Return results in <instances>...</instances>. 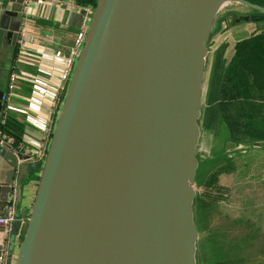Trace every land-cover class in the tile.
I'll return each instance as SVG.
<instances>
[{
	"label": "water",
	"instance_id": "water-1",
	"mask_svg": "<svg viewBox=\"0 0 264 264\" xmlns=\"http://www.w3.org/2000/svg\"><path fill=\"white\" fill-rule=\"evenodd\" d=\"M24 1L0 0V46H15ZM219 1L96 0L9 264H195L201 86ZM26 159L0 133L1 198L16 179L17 207Z\"/></svg>",
	"mask_w": 264,
	"mask_h": 264
},
{
	"label": "rangeland",
	"instance_id": "rangeland-1",
	"mask_svg": "<svg viewBox=\"0 0 264 264\" xmlns=\"http://www.w3.org/2000/svg\"><path fill=\"white\" fill-rule=\"evenodd\" d=\"M262 8L230 0L219 7L208 40L193 192L195 264L264 250V89L251 77L244 99L229 73L235 45L244 40L234 34L247 16H258L253 21L264 30Z\"/></svg>",
	"mask_w": 264,
	"mask_h": 264
},
{
	"label": "crops",
	"instance_id": "crops-1",
	"mask_svg": "<svg viewBox=\"0 0 264 264\" xmlns=\"http://www.w3.org/2000/svg\"><path fill=\"white\" fill-rule=\"evenodd\" d=\"M16 1L10 5L16 4ZM64 1L79 7L73 8L52 0H25L22 3V17L15 46H0V53L5 54L0 62V84L10 92V98L4 102L0 115V133L2 139L14 147L23 142L36 148L42 142L46 128H53L56 122L61 107L57 97L61 94L60 88L69 81L76 60L72 56V49L83 34L84 8L92 9L95 6L92 3H80L78 0ZM249 17H246L247 26L238 29L234 34L237 38L235 40L254 36L261 31L258 29L262 27L261 22H254L261 19ZM12 70L16 74L13 81ZM19 151L27 158L30 156L28 150ZM20 162L30 165L21 191V202L18 204V217L24 218L32 206L41 166L35 164L34 167L29 159ZM6 171V163L0 160V182ZM15 176H18V172ZM1 196H4L2 192L0 211H4L7 202ZM8 196L9 194L7 200ZM22 237L23 229H20L13 239V255L17 253ZM4 239V231L0 226V249ZM213 264H264V250L247 257L217 259Z\"/></svg>",
	"mask_w": 264,
	"mask_h": 264
},
{
	"label": "built area",
	"instance_id": "built-area-1",
	"mask_svg": "<svg viewBox=\"0 0 264 264\" xmlns=\"http://www.w3.org/2000/svg\"><path fill=\"white\" fill-rule=\"evenodd\" d=\"M52 1L57 2V3H62L64 5H71L73 6V8L79 7L73 3L65 2L64 0H52ZM84 12H85V17H84V23H83V34L79 42H77L74 48L72 49L73 50L72 56L76 58L81 50V47L83 44V38L85 36L86 30L88 27V21L93 12V8L92 9L84 8ZM15 77H16L15 70H12L11 80L13 81ZM66 87L67 85H64L60 88L61 94L57 97V102H59L60 104H62L63 102ZM8 88L9 89L11 88V84L8 85ZM9 98H10V92L6 91L4 96H2V99L6 102V100H8ZM52 132H53V128H46L45 136L43 137L42 142L39 145L35 146L36 148L28 146L27 144L23 142L19 143L17 147H14L7 140H3L2 136H1V141L6 142L8 145H10L11 147H13L14 149L18 151L28 150L30 153V156H28L27 159H29L31 163L39 164L41 166L46 156V153H47V148H48L51 136H52ZM17 210H18V207H17V197H16V183L14 181L11 185V191L9 193L8 200L5 206V210H4L5 212L3 214H0V226L3 228L4 235H5L4 242L0 249V264H9L10 250H11V244H12L11 231H12L13 222L15 220H20L21 223H24L26 222V219H27L26 217L24 218L18 217Z\"/></svg>",
	"mask_w": 264,
	"mask_h": 264
},
{
	"label": "trees",
	"instance_id": "trees-1",
	"mask_svg": "<svg viewBox=\"0 0 264 264\" xmlns=\"http://www.w3.org/2000/svg\"><path fill=\"white\" fill-rule=\"evenodd\" d=\"M80 3L96 4V0H78ZM252 4L264 7V0H246ZM5 56L0 53V62ZM5 60H8L6 55ZM5 60H3L5 62ZM3 66V63H2ZM234 85L239 94L248 99L249 87L251 86V77L257 87L264 89V30L256 35L241 40L235 45V53L229 67Z\"/></svg>",
	"mask_w": 264,
	"mask_h": 264
},
{
	"label": "bare ground",
	"instance_id": "bare-ground-1",
	"mask_svg": "<svg viewBox=\"0 0 264 264\" xmlns=\"http://www.w3.org/2000/svg\"><path fill=\"white\" fill-rule=\"evenodd\" d=\"M230 0H220L219 1V7H221L222 5L224 6L225 4H227ZM33 264H39V260H38V256H36Z\"/></svg>",
	"mask_w": 264,
	"mask_h": 264
}]
</instances>
